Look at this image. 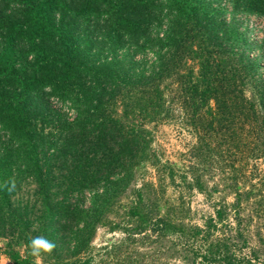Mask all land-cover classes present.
<instances>
[{
    "label": "trees",
    "instance_id": "trees-1",
    "mask_svg": "<svg viewBox=\"0 0 264 264\" xmlns=\"http://www.w3.org/2000/svg\"><path fill=\"white\" fill-rule=\"evenodd\" d=\"M241 1L264 12V0ZM189 3L169 0L164 7L162 0H0V210L9 212L4 214L6 225L14 223L19 228L17 237L21 236L26 245L31 243V235L44 236L67 252L62 257L52 250L41 264H87L85 255L82 259L80 256L96 227L110 226L105 222V212L111 197L127 184L133 167L148 157L146 134L131 129L129 135H123L120 125H107L102 112L105 103H112L123 89L121 98L139 108L140 120L155 118L161 104L158 84L175 73L181 57L197 63L195 84L192 88L184 86L178 94L182 102H213L212 106L206 103L205 124L199 122L201 114H191L196 117L187 126L196 139L192 154L197 163L206 164V170L214 167L219 171L220 181L233 188L232 201L220 205L202 228H190L183 225L181 215L176 222L145 221L148 217L142 211V191L138 190L137 201L121 219L124 237L104 243L101 258L109 264H144L143 256L124 252V243L133 241L134 234L151 243L150 234L143 235L151 226L155 237L172 234L169 247L182 256V263L264 264L257 247L246 254L243 251L247 246L246 225L255 219L264 228V189L253 193L241 188L250 176L264 186V77L251 67L244 49L234 52L235 59L224 50L215 39L218 31L207 27V16L206 30L199 26L189 35L190 30L185 29L188 22L201 24ZM194 36L200 41L187 50L184 45L188 39L193 42ZM124 53L127 58L120 60ZM148 53L152 59L146 63ZM134 54L138 58H133ZM146 68L149 72L145 75ZM142 77L147 79L142 83L143 93L137 97L123 87L114 90L117 84L128 85L131 78ZM183 81L188 85L189 80ZM247 88L249 96L244 94ZM50 96L82 108L77 117L92 123L96 140L72 144L73 138L62 137L64 126L59 112L51 109L54 115L47 119L45 113L35 110L38 106L40 111L50 110ZM46 125L50 128L44 138L42 129ZM105 126L110 131L102 130ZM35 139L52 147L50 156L62 152L82 169L78 179H72L71 174L63 178L61 188L56 190L60 192L58 200H50L45 179L36 166V152L30 154ZM18 160L27 163L41 197L37 208L41 223L30 232L29 220L22 218L5 197L9 165L19 166ZM32 166H36V172ZM163 166L171 176V165ZM144 186L143 192L149 194L152 184ZM86 193L88 205L82 207ZM69 195L79 204H63ZM255 195L257 201L245 209L243 201ZM229 216L235 225H225V230L214 235L212 228ZM168 249L166 246L164 253ZM13 260L15 264H34L29 255L20 259L14 253Z\"/></svg>",
    "mask_w": 264,
    "mask_h": 264
},
{
    "label": "rangeland",
    "instance_id": "rangeland-1",
    "mask_svg": "<svg viewBox=\"0 0 264 264\" xmlns=\"http://www.w3.org/2000/svg\"><path fill=\"white\" fill-rule=\"evenodd\" d=\"M168 1L162 0V5L166 7ZM188 1H190L189 6L193 7L198 19L201 21V24L198 25H194L191 22L185 25V29L190 30L189 35H193L194 30L200 28L199 26L206 30L207 16V27L209 30L218 31L215 39L222 47L224 46V50L231 52L233 59H235L234 52L244 49L251 61V67L257 74L264 77L263 8H251L241 0ZM166 24L167 22L163 24V27ZM194 37L193 42L187 38L188 40L184 45L187 50L193 49L194 45L200 41L199 36ZM120 57V60H125L127 55L124 53ZM136 57L138 58V55L134 54L133 58ZM151 59L152 57L148 53L145 59L146 63H149ZM177 64L175 73L173 72L171 76L163 77L158 84L161 104L160 106L158 105L159 113L155 118L149 121L140 120L142 116L138 113L139 108L135 107L130 100L121 98L123 89L115 95L112 103L107 104V101L105 103V110L102 112L105 114V118L107 117L106 119H108L106 120L107 125L109 123L120 125L123 135L125 133L129 135L131 129H133V133L138 134V130H140L141 135L146 134L144 137L146 136L148 139L146 148V156L148 155V157L146 161L142 160L133 167L127 184L118 188L111 197L112 200L111 198L108 200V202L111 200V203L108 206V211L105 212V222H110V226L96 227L94 235L85 249V253L80 256L82 259L85 255L88 260L87 264H109L108 261L106 262L105 259L101 258L102 250L100 247L104 243H111L113 240L124 237V232L121 229V219L123 215L131 210V205L137 201L135 194L138 190L142 191V211L148 217L145 221L153 223L154 220L164 219L176 222L181 215L183 225L190 228H202L206 219L213 217L214 211L220 205H228L232 201L233 188L225 187V184L220 181L222 175L219 174V171H216L214 167L206 170L205 163L201 165L194 159L191 148L195 144L196 139L187 126L190 124L191 118L196 119V117L191 115L192 113L201 114L202 118L199 122L202 124L206 123L207 102L204 101L202 105L199 102L192 104L182 102V97L180 98L178 94L184 90V86H191L192 88L195 84L196 80L194 77L197 76V63L181 57L178 59ZM148 72L149 68H146L144 74L146 75ZM146 79V77L131 78V84H117L118 86H115L114 90L118 89V87H123L129 93H136L133 98L137 97L143 93L142 83ZM184 79L189 80L188 85L187 81H183ZM136 89H140L139 91L141 92H136ZM195 92H199V89H196ZM244 94L245 96L250 95L249 88L245 90ZM48 101L50 110L40 111V106L35 110L40 114L45 113L47 119L49 116L54 115L52 113L54 110H57L64 126V130H61L62 137L65 135L73 138L72 144L79 141L92 143L96 140V132L91 130L92 123L77 117L82 108H76L70 102L57 101L52 96L48 98ZM207 104L212 106L213 102L209 101ZM51 109L54 110L52 111ZM37 128L40 129L38 126ZM49 128L50 125L49 127L46 125L42 129L44 138L48 136ZM102 130L105 132L110 131L108 126H105ZM33 149L34 152H32ZM51 149L52 147L47 144H41L39 139H35L34 147L30 146V154L33 155L36 152L37 169L42 174L41 178L44 177L45 179L44 182L47 184L50 200L55 201L60 199V192L56 190L59 187L61 188L63 178L71 174V176L73 175L72 179H78L82 175V169L72 164L70 157L62 152L60 156H56L55 152L50 156ZM204 161L206 162V158ZM18 162H21V160H18ZM165 164H169L173 168L171 176L167 172L168 169L163 166ZM9 166V176L5 180V182L9 183V186H6L7 194L5 197L12 208L16 209V211L19 210L22 218L29 220L28 231L30 232L35 230L38 224L41 223V218L37 219L38 200L41 198L37 189V180L32 172L28 170L26 162L22 161L19 166L11 163ZM36 166H32L35 172ZM244 181L245 183L241 186L244 191L252 190L255 193L258 188L264 189V186H260L257 183V179L253 178V176L246 178ZM145 183L152 184L149 194L143 192ZM257 199L258 197L255 195L243 201L242 206L248 209L251 207L250 204L257 201ZM81 202L82 207L88 205L87 193ZM68 203L79 204V201H76L74 196L69 195L63 200V204ZM245 212L243 209L242 213ZM8 213L4 209L0 210V264H15L13 260L14 253L20 259L29 255L34 264H41L46 259V253H42L39 257L32 255L31 243L26 245L21 236L17 237L19 233L17 229L19 228L15 227L14 223H7L6 225V215L4 214ZM225 225H229V228L235 225L231 216L223 219L220 223L218 222L215 228H212L214 235L221 233L222 229L225 230ZM258 225L259 222L255 219L246 225L247 229L244 232V237L247 246L243 248V251L246 254L250 249L257 247L263 253L259 260L264 261V228ZM151 228V226H147L143 233L145 236L150 234L151 243L139 239L140 235L134 234L132 235L133 241H125L124 252L135 257L143 256L145 263L148 264H185L180 259L182 256L176 255L173 249L169 247L172 242V234L167 233L166 235L155 237V233L150 231ZM232 232L233 229H230V233ZM34 237L30 236V242ZM48 239L56 245L53 252L66 257L67 252L60 250L55 240ZM166 246L169 249L164 253ZM193 264H199V262L195 261Z\"/></svg>",
    "mask_w": 264,
    "mask_h": 264
},
{
    "label": "clouds",
    "instance_id": "clouds-1",
    "mask_svg": "<svg viewBox=\"0 0 264 264\" xmlns=\"http://www.w3.org/2000/svg\"><path fill=\"white\" fill-rule=\"evenodd\" d=\"M32 255L39 257L42 253L51 252L55 247V243L44 236H37L31 240Z\"/></svg>",
    "mask_w": 264,
    "mask_h": 264
}]
</instances>
